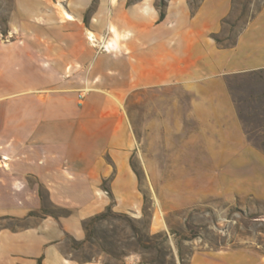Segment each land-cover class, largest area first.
Returning a JSON list of instances; mask_svg holds the SVG:
<instances>
[{"label": "crops", "instance_id": "crops-1", "mask_svg": "<svg viewBox=\"0 0 264 264\" xmlns=\"http://www.w3.org/2000/svg\"><path fill=\"white\" fill-rule=\"evenodd\" d=\"M235 1L0 0V264H81L90 218L143 205L131 157L146 132L183 140L185 156L264 157L227 86L264 71V0ZM136 91L153 92L137 136ZM251 250L197 251L189 264H249Z\"/></svg>", "mask_w": 264, "mask_h": 264}, {"label": "rangeland", "instance_id": "rangeland-1", "mask_svg": "<svg viewBox=\"0 0 264 264\" xmlns=\"http://www.w3.org/2000/svg\"><path fill=\"white\" fill-rule=\"evenodd\" d=\"M199 1L192 0L193 6ZM235 7L248 9L247 3L239 4L238 0ZM2 13L0 22L6 25ZM236 30L230 28L214 38L230 46ZM227 86L249 144L264 154V71L231 75ZM168 103L166 99L161 105ZM152 106V91H136L130 97L128 108L135 136L138 120H151ZM145 134L131 157L142 207L119 210L110 204L113 212L89 224V237L78 246L75 243V258L81 264H189L197 251L246 248L253 249L247 263L257 261L255 253L261 261L264 157L214 161L207 154H199V149L197 154L185 156L192 147L185 146L183 140L170 145L161 134L156 139L150 131Z\"/></svg>", "mask_w": 264, "mask_h": 264}, {"label": "trees", "instance_id": "trees-1", "mask_svg": "<svg viewBox=\"0 0 264 264\" xmlns=\"http://www.w3.org/2000/svg\"><path fill=\"white\" fill-rule=\"evenodd\" d=\"M112 212H113L112 207L109 206L104 212L98 213L94 217L90 218L88 220V222L86 223L87 236L89 237V230H88L89 224H91L92 222H94L97 218L103 217V216L107 215L108 213H112Z\"/></svg>", "mask_w": 264, "mask_h": 264}, {"label": "built area", "instance_id": "built-area-1", "mask_svg": "<svg viewBox=\"0 0 264 264\" xmlns=\"http://www.w3.org/2000/svg\"><path fill=\"white\" fill-rule=\"evenodd\" d=\"M89 40H90L94 45H96V43H97V39H96L94 36H89ZM4 160H6V159L4 158ZM263 262H264V256H263Z\"/></svg>", "mask_w": 264, "mask_h": 264}, {"label": "bare ground", "instance_id": "bare-ground-1", "mask_svg": "<svg viewBox=\"0 0 264 264\" xmlns=\"http://www.w3.org/2000/svg\"><path fill=\"white\" fill-rule=\"evenodd\" d=\"M93 36V35H92Z\"/></svg>", "mask_w": 264, "mask_h": 264}]
</instances>
